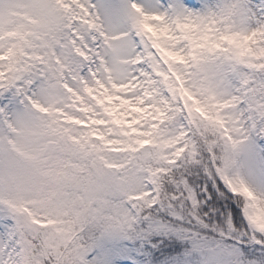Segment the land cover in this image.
Here are the masks:
<instances>
[{"label": "snow or ice", "instance_id": "snow-or-ice-1", "mask_svg": "<svg viewBox=\"0 0 264 264\" xmlns=\"http://www.w3.org/2000/svg\"><path fill=\"white\" fill-rule=\"evenodd\" d=\"M0 264H264V0H0Z\"/></svg>", "mask_w": 264, "mask_h": 264}]
</instances>
